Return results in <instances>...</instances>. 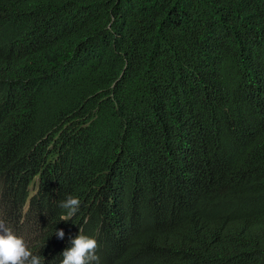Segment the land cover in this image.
I'll return each instance as SVG.
<instances>
[{
	"label": "trees",
	"instance_id": "16d2710c",
	"mask_svg": "<svg viewBox=\"0 0 264 264\" xmlns=\"http://www.w3.org/2000/svg\"><path fill=\"white\" fill-rule=\"evenodd\" d=\"M0 220L41 264H264V0H0Z\"/></svg>",
	"mask_w": 264,
	"mask_h": 264
},
{
	"label": "clouds",
	"instance_id": "9594fccd",
	"mask_svg": "<svg viewBox=\"0 0 264 264\" xmlns=\"http://www.w3.org/2000/svg\"><path fill=\"white\" fill-rule=\"evenodd\" d=\"M80 200L73 196L60 202V207L66 209L65 219H70L79 210ZM58 239H64L63 230L56 231ZM71 247L63 251L61 264H92L97 261L95 255L97 242L83 234L70 239ZM0 264H41L40 257L35 256L26 246L24 240L15 236L5 222L0 220Z\"/></svg>",
	"mask_w": 264,
	"mask_h": 264
}]
</instances>
